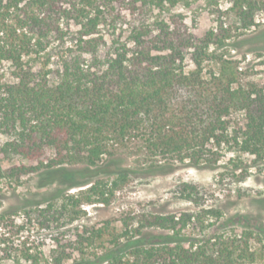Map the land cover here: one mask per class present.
I'll return each instance as SVG.
<instances>
[{"label": "trees", "instance_id": "16d2710c", "mask_svg": "<svg viewBox=\"0 0 264 264\" xmlns=\"http://www.w3.org/2000/svg\"><path fill=\"white\" fill-rule=\"evenodd\" d=\"M188 1L0 0V182L36 179L0 196V264H264V243L216 228L215 210L85 220L138 169L264 177V85L229 59L243 37L225 22L190 29ZM245 2L250 30L264 2ZM32 227L48 252L10 247Z\"/></svg>", "mask_w": 264, "mask_h": 264}, {"label": "rangeland", "instance_id": "374dc122", "mask_svg": "<svg viewBox=\"0 0 264 264\" xmlns=\"http://www.w3.org/2000/svg\"><path fill=\"white\" fill-rule=\"evenodd\" d=\"M245 1L189 0L188 4L178 6L176 11L183 13L187 24L195 33L225 22L233 30V34L242 35L243 45L239 50L230 48L229 59L243 68L248 79L264 85V5H257L256 20L259 25L244 30L238 19L242 12L248 10ZM122 151L125 150L121 149L120 152ZM133 152L137 153V149ZM138 159L139 156H133L129 158V163L137 167ZM9 166L10 164L5 165ZM224 171L220 166H179L168 173L138 169L131 173L128 182L120 190L110 196L109 205L82 206L87 213L86 223L96 226L111 223L119 226L124 220L130 222L131 217L138 218L146 213L180 215L196 213L201 209L215 210L222 216L210 220L216 228L250 235L257 243L263 244L264 177L251 176L239 182ZM35 185L36 179L32 175L19 181L3 179L0 182V196L7 203L14 204V192L21 195L35 191ZM187 187L194 188L192 193H196L195 199L188 198ZM79 190L75 189L71 193H78ZM50 237L49 232L32 227L19 236H13L9 243L13 249L30 248L37 251L39 248L48 252ZM5 264L12 262L7 261Z\"/></svg>", "mask_w": 264, "mask_h": 264}]
</instances>
